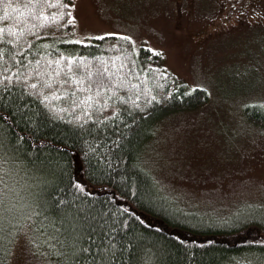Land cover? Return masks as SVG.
Here are the masks:
<instances>
[{
    "label": "trees",
    "instance_id": "16d2710c",
    "mask_svg": "<svg viewBox=\"0 0 264 264\" xmlns=\"http://www.w3.org/2000/svg\"><path fill=\"white\" fill-rule=\"evenodd\" d=\"M72 6L0 0V264L23 235L43 264H264V204L192 211L140 162L155 125L207 92L125 36L59 45ZM247 117L264 128V110Z\"/></svg>",
    "mask_w": 264,
    "mask_h": 264
},
{
    "label": "rangeland",
    "instance_id": "374dc122",
    "mask_svg": "<svg viewBox=\"0 0 264 264\" xmlns=\"http://www.w3.org/2000/svg\"><path fill=\"white\" fill-rule=\"evenodd\" d=\"M72 18L59 45L125 36L188 91L207 92L200 108L161 119L142 150L166 195L222 218L264 204V128L247 117L264 110V0H73ZM34 246L21 236L11 264H43Z\"/></svg>",
    "mask_w": 264,
    "mask_h": 264
},
{
    "label": "snow or ice",
    "instance_id": "6c2138e0",
    "mask_svg": "<svg viewBox=\"0 0 264 264\" xmlns=\"http://www.w3.org/2000/svg\"><path fill=\"white\" fill-rule=\"evenodd\" d=\"M0 32H3V29H0ZM33 87H35V85H33Z\"/></svg>",
    "mask_w": 264,
    "mask_h": 264
}]
</instances>
